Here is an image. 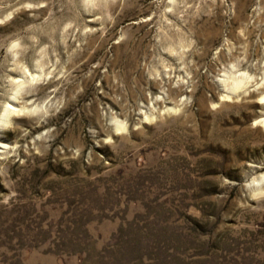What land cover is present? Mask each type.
Instances as JSON below:
<instances>
[{"label": "rangeland", "instance_id": "1", "mask_svg": "<svg viewBox=\"0 0 264 264\" xmlns=\"http://www.w3.org/2000/svg\"><path fill=\"white\" fill-rule=\"evenodd\" d=\"M263 77L264 0H0V264H264Z\"/></svg>", "mask_w": 264, "mask_h": 264}, {"label": "bare ground", "instance_id": "2", "mask_svg": "<svg viewBox=\"0 0 264 264\" xmlns=\"http://www.w3.org/2000/svg\"><path fill=\"white\" fill-rule=\"evenodd\" d=\"M263 80H264V77H263ZM241 83H242V82H238V83H236V87H235V89H238V88L240 87V84H241ZM262 85H264V82L261 83L260 86H258V89L261 88ZM235 91H236V90H235ZM259 103H260L261 105L264 104V95L260 98ZM10 109H11V110H8V112L12 114V112H14V110H15V109H14V106H13V107L10 106ZM24 109H25V108H24ZM20 110H21V109H20ZM20 110H19V111H20ZM22 110H23V109H22ZM259 123L262 124V125L264 126V116L260 118ZM118 128H120V127H118Z\"/></svg>", "mask_w": 264, "mask_h": 264}]
</instances>
